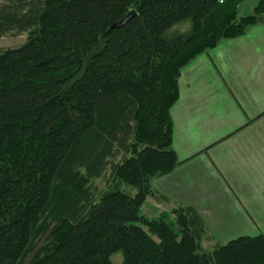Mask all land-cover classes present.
Here are the masks:
<instances>
[{
	"label": "trees",
	"instance_id": "obj_1",
	"mask_svg": "<svg viewBox=\"0 0 264 264\" xmlns=\"http://www.w3.org/2000/svg\"><path fill=\"white\" fill-rule=\"evenodd\" d=\"M240 1L0 0V37L29 36L0 50V264H112L118 252L122 264H264V234L204 252L191 208L172 222L140 213L150 180L178 164L182 67L262 22L264 0L246 16ZM107 166L116 183L96 197L79 169Z\"/></svg>",
	"mask_w": 264,
	"mask_h": 264
},
{
	"label": "crops",
	"instance_id": "obj_2",
	"mask_svg": "<svg viewBox=\"0 0 264 264\" xmlns=\"http://www.w3.org/2000/svg\"><path fill=\"white\" fill-rule=\"evenodd\" d=\"M170 117L178 164L150 180L140 213L156 220L191 208L220 244L263 234L264 29L183 66Z\"/></svg>",
	"mask_w": 264,
	"mask_h": 264
},
{
	"label": "rangeland",
	"instance_id": "obj_3",
	"mask_svg": "<svg viewBox=\"0 0 264 264\" xmlns=\"http://www.w3.org/2000/svg\"><path fill=\"white\" fill-rule=\"evenodd\" d=\"M260 1L261 0H241L238 3L235 10L237 11L238 15H241V16H246V15L252 14V12L254 11V8L260 3ZM262 16H263L262 17L263 19H262L261 23L248 25L246 28H244L245 31L242 32L241 34H239L235 37L225 38L222 41H220L219 44L226 42V41H230V40L240 38V37L246 35L252 29H257V28L264 29L263 28L264 27V12H263ZM213 21H214V19H213ZM188 28H189V23L186 22V23H180V24L176 25L174 27V30L182 32V31H187ZM28 37H29L28 33H22V34H15L14 32L8 33V34L0 37V50L17 47V46L21 45L23 42H25L28 39ZM119 159L120 158H117L115 160V162H117ZM85 174H86L85 170L80 168L79 169V176L82 177V179H83L82 180L83 186L85 188H87L88 186L91 187L93 194L96 197H98L99 193L111 189L113 187V185L116 183V180L111 177V169L109 166H107L104 169L103 173L98 178H87V177H85ZM121 190L123 192L130 194V195H134L136 193V189L133 186H130L127 184L121 185ZM162 215H161V217H159L156 220L165 219V220H169L171 222L175 220L174 213L173 214H167L166 213V214H162ZM209 235H210V233H209ZM245 236H248V235H245ZM239 237H241V236H239ZM195 240L197 242L199 251L212 252L215 249L226 245L228 242H230L233 239L229 240L225 244H220L221 242L216 241L212 237L210 238L208 235L205 234V230L202 229L196 235ZM111 261H112V264H122V254L120 252L115 253L112 256Z\"/></svg>",
	"mask_w": 264,
	"mask_h": 264
},
{
	"label": "water",
	"instance_id": "obj_4",
	"mask_svg": "<svg viewBox=\"0 0 264 264\" xmlns=\"http://www.w3.org/2000/svg\"><path fill=\"white\" fill-rule=\"evenodd\" d=\"M135 14V11L132 10L130 11L119 23L115 24L114 26L117 27V26H121V25H124L127 21H129Z\"/></svg>",
	"mask_w": 264,
	"mask_h": 264
},
{
	"label": "bare ground",
	"instance_id": "obj_5",
	"mask_svg": "<svg viewBox=\"0 0 264 264\" xmlns=\"http://www.w3.org/2000/svg\"><path fill=\"white\" fill-rule=\"evenodd\" d=\"M163 216V215H162ZM161 217V216H160ZM49 232V231H48Z\"/></svg>",
	"mask_w": 264,
	"mask_h": 264
}]
</instances>
